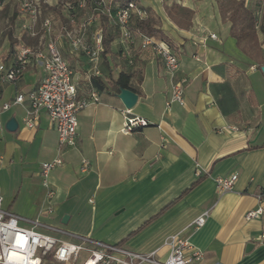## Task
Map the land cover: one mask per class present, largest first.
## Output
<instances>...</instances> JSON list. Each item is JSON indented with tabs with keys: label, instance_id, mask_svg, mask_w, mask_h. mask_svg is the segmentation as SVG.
I'll list each match as a JSON object with an SVG mask.
<instances>
[{
	"label": "crops",
	"instance_id": "crops-1",
	"mask_svg": "<svg viewBox=\"0 0 264 264\" xmlns=\"http://www.w3.org/2000/svg\"><path fill=\"white\" fill-rule=\"evenodd\" d=\"M55 1L43 15L57 30L61 13ZM229 1L240 0H137L142 11L153 13L179 60L177 78L187 80L182 106L166 108L170 79L160 58L149 49L139 50L134 21L133 65L114 30L103 23L104 39L112 40L98 64L101 75L91 82L84 77L86 59L57 44L75 72L78 93L95 89L99 103L78 113L71 148L58 146L44 112L36 128L23 127L26 100L1 116L0 173L9 176L0 177L2 209L26 220L37 218L45 195L40 165L56 158L62 165L48 178L56 195L54 215L40 218L42 222L131 252H155L159 259L167 257L169 238L180 236L203 253L195 264H264L259 242L264 217L245 220L247 212L264 210V0H242L259 47L252 56L229 35ZM172 5L193 12L188 29L167 19L163 8ZM15 14V2L7 0L0 10L5 26L0 29V65L6 68L11 41L15 45L18 35ZM120 74L130 77L129 91L137 96L128 116L148 124L128 136L119 133L126 109L120 91L111 86ZM42 79L36 64L17 83L0 76V104L35 90ZM11 119L17 123L15 132L5 128ZM231 175H237L232 190L218 193L214 180ZM205 213L203 227L195 230V220ZM43 264L56 263L48 258Z\"/></svg>",
	"mask_w": 264,
	"mask_h": 264
},
{
	"label": "built area",
	"instance_id": "built-area-1",
	"mask_svg": "<svg viewBox=\"0 0 264 264\" xmlns=\"http://www.w3.org/2000/svg\"><path fill=\"white\" fill-rule=\"evenodd\" d=\"M16 4L15 21L18 35L13 46L12 60L8 68L0 65V76L10 84L17 83L32 64L43 71L40 85L26 95L18 94L11 102L0 104L1 116L12 106L21 105L25 100L28 109L22 119L23 127L34 129L38 125L39 113L44 112L57 136L60 148H71L76 143L77 115L81 110L99 103L95 89L79 94L75 85V72L63 58L57 44L62 43L71 56L85 58L88 69L84 72L87 82L100 77L98 64L104 53V31L102 24L109 25L123 47L125 58L133 65L131 47L135 34L131 29L133 19L145 18L137 3L122 4L116 0H56L54 7L61 13L57 30L49 18L44 17L45 7L51 0H13ZM7 0H0V10ZM139 50H151L161 59L170 79V94L166 108L172 104H184L186 79L177 78L179 60L171 47L163 41L137 33ZM215 40V35H208ZM27 40L34 43L27 44ZM124 111V122L119 130L128 136L148 126L144 119L128 116ZM236 131L235 128H230ZM60 159L40 165L41 185L44 189V205L39 216L26 220L2 209L0 197V264H43L48 258L56 264H195L203 260V253L192 246L187 239L172 236L166 243L168 254L159 259L155 252L140 254L131 252L119 245L107 244L90 237L71 235L60 228L42 222L40 218L54 215L55 192L48 181L50 173L60 167ZM82 165H86L82 161ZM237 175L214 180L218 193L232 190ZM207 213L194 222L195 230L203 227ZM264 210L257 208L246 213L245 220H259ZM73 239L66 241L64 238ZM264 244V230L259 236Z\"/></svg>",
	"mask_w": 264,
	"mask_h": 264
},
{
	"label": "trees",
	"instance_id": "trees-1",
	"mask_svg": "<svg viewBox=\"0 0 264 264\" xmlns=\"http://www.w3.org/2000/svg\"><path fill=\"white\" fill-rule=\"evenodd\" d=\"M122 4L129 2L137 3V0H116ZM229 8L228 21L230 22L229 35L235 40L236 46L245 54L251 53L255 55L259 52L257 40L255 37V30L253 25V19L250 18L247 10L245 9L244 2L229 1L226 4ZM164 13L167 19L173 23L178 29L185 30L191 26V20L193 12L187 8H183L178 5H172L170 7L164 6ZM146 17L143 19H133L134 30L136 33L154 38L169 45L168 39L163 35L158 25L155 23L154 15L149 10H145ZM131 22V23H132ZM132 29V26H131ZM133 30V29H132ZM111 38L104 39V56L109 53V47ZM249 44V46H245ZM13 42L11 41L9 55L13 52ZM130 77L124 74H120L115 81L111 83V86L116 91L130 90L128 83Z\"/></svg>",
	"mask_w": 264,
	"mask_h": 264
},
{
	"label": "water",
	"instance_id": "water-1",
	"mask_svg": "<svg viewBox=\"0 0 264 264\" xmlns=\"http://www.w3.org/2000/svg\"><path fill=\"white\" fill-rule=\"evenodd\" d=\"M261 73L264 75V67L261 69ZM119 100L121 101L122 105L124 106V109L126 110H131L133 109L136 101H137V96L136 94H133L129 90H121L119 95H118ZM5 128L9 132H15L17 130V123L14 119L9 120L5 124ZM67 221V218H63L62 223L65 224Z\"/></svg>",
	"mask_w": 264,
	"mask_h": 264
},
{
	"label": "rangeland",
	"instance_id": "rangeland-1",
	"mask_svg": "<svg viewBox=\"0 0 264 264\" xmlns=\"http://www.w3.org/2000/svg\"><path fill=\"white\" fill-rule=\"evenodd\" d=\"M3 21H4L3 16H0V29H2L3 27H5V26L3 25V24H4ZM2 32H4V31L2 30ZM1 176H3V178H4V177H6V178L8 177V179H9V176L7 175V173H6V175H5V173H0V177H1ZM6 181H8V180L6 179ZM10 181H12V180H10ZM4 189H5V190H8V191H9V190L11 191V188H10V187H7V188L4 187ZM16 191H17V189H16ZM0 195H1V196L4 195V193H3L2 189H1V187H0ZM11 210H12V209H11Z\"/></svg>",
	"mask_w": 264,
	"mask_h": 264
}]
</instances>
